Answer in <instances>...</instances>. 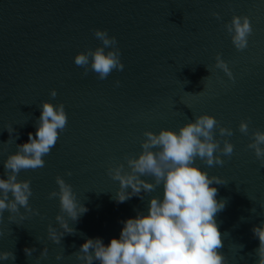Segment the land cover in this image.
Segmentation results:
<instances>
[{"label":"water","instance_id":"1","mask_svg":"<svg viewBox=\"0 0 264 264\" xmlns=\"http://www.w3.org/2000/svg\"><path fill=\"white\" fill-rule=\"evenodd\" d=\"M233 15L247 16L253 30L243 51L233 47L222 27ZM94 29L116 38L124 65L105 80L92 71L84 76L74 64L76 54L102 46ZM217 54L234 82L211 67ZM42 102L62 103L67 126L43 157L44 167L18 175L31 181L29 205L39 215L13 223L3 214L0 252L16 258L0 264H80L71 254L86 239L99 238L105 246L119 239L121 221L147 214L149 199H162V185L142 194L143 200L116 203L119 185L107 169L124 164L125 156H138L143 132L178 131L201 114L233 131L231 137L217 136L234 146L231 158L221 157L222 167L195 161L209 176L228 182L212 185L217 200L227 201L216 216L221 251L226 264H255L259 241L251 229L264 222V168L246 145L251 131L264 132V0H0V178H6L2 162L15 154L16 145L28 142V133L35 136ZM242 120H250L249 136L237 130ZM5 126L13 127V137ZM56 176L88 209L75 223L65 217L76 233L66 234L60 244L48 240L46 231L49 225L59 231L58 199L47 198L58 190ZM44 247L47 257L40 258ZM25 248L36 251L27 257Z\"/></svg>","mask_w":264,"mask_h":264},{"label":"clouds","instance_id":"2","mask_svg":"<svg viewBox=\"0 0 264 264\" xmlns=\"http://www.w3.org/2000/svg\"><path fill=\"white\" fill-rule=\"evenodd\" d=\"M212 15L217 21L221 20L218 13ZM222 27L237 51L248 47V38L253 30L247 16L233 15ZM93 36L102 46L76 54L74 64L83 68L84 76L92 71L97 79L105 80L114 70H123L121 53L116 38L110 37L106 30L94 29ZM214 60L211 67L222 71L234 82L233 74L220 54ZM114 83L118 87L120 82L117 80ZM49 95L54 99L57 92L53 89ZM39 108L35 136L28 133V142L16 145L15 154H9L2 162L6 178H0V218L7 212L8 221L13 223L17 217L21 221L26 219V214L39 215L29 205L33 194L31 181H20L18 175L21 171L44 167L43 157L50 154L68 122L62 103L42 102ZM249 123L250 120H242L237 129L239 133L249 136ZM3 130L13 137V127L5 126ZM142 135L144 139L140 142L138 156H125L124 164L107 169L109 177L119 185L113 199L116 203H125L132 197L143 200L142 194L154 192L161 185L162 199H149L147 214L137 213L135 218L121 221L123 227L119 239H111L107 246L99 238L86 239L71 255L80 264H226L216 216L225 209L227 201L217 200L218 189L212 185L226 186L228 182L209 176L195 166V161L199 159L208 167H222L225 161L221 157L231 158L234 146L227 139H218L217 136L231 137L232 129L221 126L213 116L201 114L178 131L161 129L158 134L145 131ZM249 139L251 142L246 148L253 152L259 167L264 168V132L251 131ZM65 175L71 176L72 173L66 172ZM141 177H150L152 182ZM55 184L58 190L48 193L47 198L58 199L62 215L58 214L54 219L59 231L51 225L46 231L48 240L60 244L66 234L76 233L65 217L75 223L88 209L77 202L72 186L63 178L56 176ZM261 208L264 209V205ZM20 209L24 212L21 213ZM250 211L254 213L255 209ZM251 231L259 241L258 248L254 250L257 257L255 264H264V222ZM0 235L3 233L0 232ZM242 247L240 245V249ZM23 251L29 257L36 249L25 248ZM47 251L44 247L40 258H46ZM15 258L13 252H0V261H14ZM55 259L62 257L57 255Z\"/></svg>","mask_w":264,"mask_h":264}]
</instances>
